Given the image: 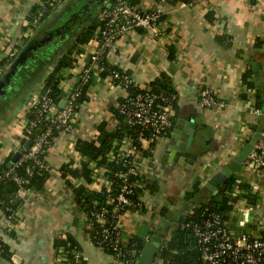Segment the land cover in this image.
I'll use <instances>...</instances> for the list:
<instances>
[{
	"label": "crops",
	"instance_id": "0c3cea01",
	"mask_svg": "<svg viewBox=\"0 0 264 264\" xmlns=\"http://www.w3.org/2000/svg\"><path fill=\"white\" fill-rule=\"evenodd\" d=\"M42 2L0 0V166L8 164L18 152L28 113L54 66L85 28L94 20L101 24L102 13L115 0H64L34 30L28 29V16ZM156 5L155 0H143L139 9L151 11ZM163 11L157 36L130 31L107 55L109 64L131 75L135 87L149 89L153 81L166 77L177 94L170 135L159 139L151 159L142 162V169L156 182L157 190H144L140 196L144 208L128 210L119 219L125 243L134 236L146 242L156 236L163 243L179 220L208 203L214 194L207 184L242 152L254 128H258L260 117H255L254 111L264 114V0H203L193 6L166 3ZM93 40L85 45V54L76 56L73 71L68 70L69 79L62 85L65 95L80 80L77 74L82 67L90 64L87 59ZM13 51V61L5 64ZM248 70L261 86L260 107L256 100L259 88L252 90L243 84V74ZM204 90L213 92L225 106L202 107ZM87 94L77 131L59 132L47 153L51 176L45 188L22 192L17 221L11 225L0 207V236L11 254L2 257L0 253V264H69L64 251L55 248L56 239L68 236L80 244L87 264H117L114 256L91 240L92 226L70 186L83 184L94 191L102 187V179L87 184L64 177L62 169L82 164L83 157L76 148L78 140L98 137L102 121L115 126L117 121L109 107L116 106L127 92L115 87L108 77H96ZM191 119H195L199 132L193 160L173 149L174 131L182 128L179 120ZM242 167L238 173L245 177ZM197 180L201 182L200 192L187 199ZM253 181L258 184L259 200L250 222L242 229L234 224L233 228L264 238V178ZM162 262L157 257L154 264Z\"/></svg>",
	"mask_w": 264,
	"mask_h": 264
},
{
	"label": "trees",
	"instance_id": "16d2710c",
	"mask_svg": "<svg viewBox=\"0 0 264 264\" xmlns=\"http://www.w3.org/2000/svg\"><path fill=\"white\" fill-rule=\"evenodd\" d=\"M43 5L36 6L32 13L28 16V29L34 30L36 25L46 19L61 2L53 3L51 0H42ZM132 7H138L143 0H127ZM203 1V0H201ZM190 0H166V3L175 5L177 3H187ZM211 17V16H209ZM38 19V23L35 24V20ZM101 24L97 21H93L89 27L85 28L81 32L68 53L62 57L59 62L54 66L53 71L49 74L46 80V88L51 90V95L54 99V104L60 103L61 94L64 91L63 83L67 82L69 76H66L68 70H72L77 65L76 56L85 54V45H88L91 40L95 39L97 28ZM141 30V29H139ZM143 31V30H142ZM108 51L106 50L101 57L102 71L98 78L106 79L111 76L113 72L121 71V69L112 66L107 60ZM7 61L5 64H10ZM90 67V64L87 65ZM96 77H92L89 84L82 87V94L78 100L79 104L88 101V90ZM81 83H78L80 85ZM243 84L249 89H257L256 100L259 107L262 104L263 94L261 93V86L254 80L253 72L251 70L246 71L243 74ZM150 93L160 97L159 101L163 105L171 104L172 107L177 110V94L172 87L171 80L163 77L157 79L150 84ZM140 91L139 88L130 87V94ZM163 99V101H162ZM124 100H120L116 106H110L109 111L113 115V119L117 121L115 126L109 125L108 121H102L98 125V137L95 139H81L77 141L76 148L83 157L82 164L73 168L71 166H65L62 169L64 177L70 176L73 180H82L87 184L94 182L95 168L92 167L96 164V168L106 170L104 177L112 182L113 194L112 197L116 198L122 191L123 181L121 176H126L127 183H143V187H134L133 195L128 198L132 201V204L121 209L119 214L122 216L128 210H141L144 208L141 200V195L144 190L149 189L151 192H156L157 184L154 180H151L146 175H136L129 173L132 157L126 156L124 159H119L120 155L125 153L123 146L126 145V139L131 140L129 148L135 150V155L139 158V162L142 163L145 158H151L154 148L156 147L157 139L150 141L147 147L140 142V137L150 139L151 133L143 132L139 128L131 127L126 123L125 117L120 113L119 106ZM38 107L33 106L28 113V126L24 127L23 136L20 140L21 147L24 148L28 141L36 143L38 136H40L48 126L53 124L50 121H43L38 123L34 127L31 133H28L30 129V123L35 120V115L38 112ZM257 129L254 128V131ZM52 136L49 139L50 143L43 147V152L37 155V158L43 163L47 164V153L49 148L52 147L54 138L63 128H57L53 126ZM168 136L170 133L167 134ZM27 137V138H26ZM126 147V146H125ZM126 149V148H125ZM25 154L28 152H24ZM127 155V154H126ZM9 160V159H8ZM7 160V161H8ZM7 162L0 166V207L5 210L11 209L9 215L12 216V223L17 221L16 212L22 203V192L29 190L39 191L43 190L46 186L48 179L51 176L50 170L46 168H40L36 165L34 159L24 160L21 164L14 166L12 172L4 173L6 170ZM18 178L20 182H17L15 178ZM261 178H264V167L262 170ZM70 181V180H69ZM70 183V182H69ZM200 181L197 180L193 183L192 192L187 194V199L194 198L200 192ZM75 195L79 207L84 211L87 219L92 226L91 240L97 246L112 256L115 257L117 264H129L132 260L140 256L145 246V239L139 236L132 237L128 242H121L120 252H117L112 247V241L114 238L110 237V240L105 241L102 230L108 225H102L99 223L95 214L102 212L103 209L109 207V194H107V186L103 185L98 190H89L85 185L80 184L74 186L70 183ZM238 187L240 189V197L247 198L249 203L255 206L259 200V194L253 191L252 185L248 182H238L237 177L234 175L231 179L218 189L217 195L213 196L208 203L201 204L195 208L190 214L179 220L167 239L163 240V243L159 251V260H162V264H198L201 260L202 252L198 244L197 238L193 232V224L201 219L205 214L217 213L227 218L233 209L234 199L231 197L234 189ZM109 222L114 221V215L109 212ZM118 221V219H117ZM112 230V229H111ZM55 248L61 249L67 256L69 264H87V261L82 256L81 246L75 241L74 238L68 236L66 239L62 237L55 240ZM0 253L2 257H10L9 248L0 237ZM120 253V254H119Z\"/></svg>",
	"mask_w": 264,
	"mask_h": 264
},
{
	"label": "built area",
	"instance_id": "2783aa9c",
	"mask_svg": "<svg viewBox=\"0 0 264 264\" xmlns=\"http://www.w3.org/2000/svg\"><path fill=\"white\" fill-rule=\"evenodd\" d=\"M51 1L57 3L60 0ZM155 1L157 4L156 7L151 11L144 12L138 7H132L127 0H115L113 6L102 13L100 17L101 25L98 29L96 38L93 40L90 67H87L85 64L78 72L77 75L80 76V80L75 83L71 90L68 91V94L63 97L66 100L64 108H59L60 103L54 104L51 90L46 88L45 82L42 91L35 100L34 106H37L39 109L35 115V120L30 123L28 133H31L32 129L43 121H50L53 125L48 126V128L38 136L36 143L33 142L29 150H25L23 147L20 149L21 143L18 144L17 151L21 152L22 155L14 166L21 164L24 160L32 158L37 166L50 170V167L43 164L37 158V155L43 152L44 146L49 145V139L53 133V126L57 128L62 127L63 131L60 132L68 134H73L77 131V119L83 106L86 104V102L82 104L78 103L82 94V87L89 84L92 77H98L100 75L102 71L100 61L104 52L112 48L118 39L125 36L130 31L141 29L153 36L159 34L158 28L163 18V8L166 4V0ZM190 1L189 4H183L193 6L201 0ZM43 4L42 2L41 5ZM34 23L37 24L38 19H36ZM15 55L16 52L13 51L8 61L12 62ZM72 71L73 69L71 72ZM1 74L2 71L0 70V76ZM66 76H69V74L67 75L66 73ZM108 78H110L111 83L115 87L121 88L127 92L126 97L123 99V103L118 107L120 113L125 117L126 123L131 127L141 129L143 132L151 133L150 139H145L143 136L140 137V142H142L144 146H148L152 140L157 139L158 141L159 139L167 137L168 133H171L175 116V109L171 104L163 105V103L159 101L160 97L150 93L148 90L140 89V91L130 94L129 88H135V86L131 75L126 71L121 70L113 72ZM78 83L81 84L78 85ZM63 98H61V100ZM200 102L202 107L206 109L223 108L225 106V103L210 90H204L202 92ZM253 115L259 118L262 112L261 110H255ZM28 124L29 122L27 121L25 127L28 126ZM252 135L248 140L251 139ZM130 142V139H126V145H124V147L126 146L125 153L121 154L119 159H124L126 156L131 155L132 163L129 173L147 175L142 169V163L139 162V158L135 155V150L132 147L129 148ZM24 152L28 153L25 154ZM150 159L151 158H148L147 161ZM92 167L95 168L96 174L94 175V181H101L102 179V186H107V194H109V207L103 209L102 212L94 216L102 225H108V227L106 226L102 230L105 241L110 240L112 236V238H114L112 247L117 252H120L122 238L118 226L121 217L119 212L121 209L132 204V201L128 197L133 195L134 187H143V183L135 182L129 184L127 183L126 176H121V178H123L121 179L123 181V188L119 196L114 198L111 196L113 194L112 182L104 177L106 170L96 168V164H93ZM263 167L264 132L242 167L246 171L247 177L240 175L241 173H236L238 182H242L243 179H246V182L252 185L253 191L259 193L258 184L253 180L261 178ZM13 168L8 172H12ZM15 180L20 182L17 177ZM231 197L234 199L233 209L227 218L211 212L205 214L193 224V232L202 252L201 260L198 264H264V238L256 237L233 228L234 224L236 227L242 229L250 222V216L254 206L249 203L247 198L240 197V189L238 187L234 189ZM3 211L6 217V223L11 225L13 216L9 215L11 209L7 208ZM109 212L114 215V221L110 223H108L109 219L106 217ZM137 259L136 261L132 260L129 264H136Z\"/></svg>",
	"mask_w": 264,
	"mask_h": 264
},
{
	"label": "water",
	"instance_id": "95a60500",
	"mask_svg": "<svg viewBox=\"0 0 264 264\" xmlns=\"http://www.w3.org/2000/svg\"><path fill=\"white\" fill-rule=\"evenodd\" d=\"M94 43V42H93ZM91 61V55L88 56L87 62ZM65 96V93L62 92L61 98ZM264 101V99H263ZM66 105V100L63 98L59 104V108H64ZM179 124L182 126L180 130H175L173 134V138L175 140V144L173 149L176 152H179L183 155L184 158L191 157V159H195L196 157L192 155L193 146L198 138L197 125L195 124V119H191L189 122L179 120ZM264 132V114L260 116L259 126L257 130L252 135L251 139L248 141L245 148L242 152L225 168H223L219 173H217L207 184V187L213 192L214 196L217 195L218 189L226 184L231 177H233L240 168L245 164L246 160L254 150L255 146L261 139L262 133ZM184 136L187 138L184 139ZM33 145L32 141H28L24 146L25 150H29ZM21 152H16L8 164L6 165L5 174L11 170L15 163L21 157ZM162 243V239L160 237H153L150 241L145 243L144 249L141 252L140 256L137 259L136 264H154L156 258L159 255L160 246Z\"/></svg>",
	"mask_w": 264,
	"mask_h": 264
}]
</instances>
